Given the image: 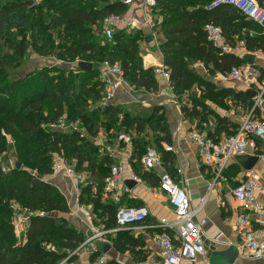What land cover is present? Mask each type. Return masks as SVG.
I'll return each instance as SVG.
<instances>
[{"label":"trees","instance_id":"obj_1","mask_svg":"<svg viewBox=\"0 0 264 264\" xmlns=\"http://www.w3.org/2000/svg\"><path fill=\"white\" fill-rule=\"evenodd\" d=\"M257 1L264 8V0ZM212 2L157 0L154 7L162 17L159 22L164 35L161 49L171 73L173 90L182 95L197 85L202 92L199 97L191 96V107L182 104L181 108L185 116L199 118L200 125L207 120L206 114L213 112L207 101L229 108L228 100H236L247 103L249 110L254 103L251 90L218 87L194 69V63L202 62L208 73L215 76L244 63L238 55L213 45L208 39L206 24L213 22L221 26L233 48L243 42L249 51L264 49L263 27L232 4L209 9ZM128 9L121 0H39L38 3L0 0V264H60L87 238L69 223L67 215L71 209L66 195L44 178L53 174V153H60L68 160L76 158L77 169L90 174L81 189L79 202L91 208L95 225L106 231L116 229L107 234L114 249L120 253L129 250L145 259L143 242L130 229H118L117 223V212L125 202L127 207L142 203L132 202L127 194L119 203H114L105 193V180L115 159L108 151L100 154L102 150L97 143L102 129L113 141L120 140L121 134L134 131L141 134L150 126L156 133L157 151L163 157L165 170L172 176L175 174V155L161 144L172 143L161 106H155L147 116L132 115L113 104L96 106L104 95V84L99 77L105 60L119 63L125 79L135 89L149 92L159 89L154 68H145L143 64L142 31L132 33L126 28H117L111 40L103 34L104 19L111 15L123 16ZM31 52L41 57H56L65 63L84 60L92 62L94 67L90 71L44 67L18 80H7L10 70L20 67ZM101 112L107 114L106 120L99 118ZM64 115L82 129L75 132L51 129L50 125ZM222 129L217 128L215 134H220ZM208 134L216 138L214 132ZM131 139L135 173L149 185H158V174L143 170L141 164L147 144L139 137L131 136ZM12 150L22 167L15 166L5 173L2 156ZM234 166L230 168L233 170ZM232 170L228 179L239 172L238 167ZM13 204H19L20 209L16 210ZM23 206L28 216L25 231L18 234L15 216L22 212ZM100 254L99 250L94 251L88 263H79L78 255L68 261L93 264ZM106 264L121 263L110 259Z\"/></svg>","mask_w":264,"mask_h":264},{"label":"built area","instance_id":"obj_2","mask_svg":"<svg viewBox=\"0 0 264 264\" xmlns=\"http://www.w3.org/2000/svg\"><path fill=\"white\" fill-rule=\"evenodd\" d=\"M131 6L133 0H121ZM38 3L39 0H36ZM232 4L236 6L247 18L255 21L264 28V8L257 0H213L209 9L220 6L221 4ZM157 0H142L144 12H153ZM123 28L128 32H133L138 25L137 19L125 18V16L111 15L103 21V34L111 40L115 31L125 21ZM149 22V20H147ZM151 27H155L153 21L149 22ZM205 29L208 39L214 46L219 47L224 52H231L234 48L230 46L225 38L221 26L211 22L207 23ZM243 43V42H241ZM156 74H161L171 84V73L167 69L164 59L162 63L154 69ZM251 74V72H250ZM246 69L235 66L230 71L221 73L223 79H234L238 82L251 84ZM100 80L104 84V95L96 106H107L114 100L117 89L130 88L131 85L124 77L122 67L119 63H112L109 60L102 62L100 67ZM172 87V85H171ZM264 87L254 97V103L248 113L242 118L238 128L233 134L222 137H210L208 132L198 127H193L189 132L190 139L198 147L200 161L210 168L213 173V187L218 181H226L225 175L228 163L233 158H242L249 155L264 159V108L257 112L263 104ZM78 123L68 120L67 116H62L57 123L50 125L55 130L64 132H75ZM71 128L69 131L66 129ZM120 140L127 143L132 141L129 134H121ZM166 151H173L171 144H165ZM115 157V153L109 150ZM54 165L53 174H64L71 182L72 190L76 194L77 207L74 214H81L85 221L90 225L91 232L85 241L74 251L69 253V257L60 264H75L68 259L73 255H78L80 259L86 258L97 250V241H107L108 233L113 230H104L95 225L94 215L91 208L80 204L79 196L83 185L90 178V174L77 169L78 161L76 158L68 160L60 153H53ZM143 170L156 172L159 176L158 187L164 191L170 201V207L175 216L173 220H163L159 226L163 229L153 235V242L160 250V260L152 264H183L188 261L190 264H203V256L206 248L204 243L205 226L208 219L200 217L199 212L206 198L198 208H192L190 196L185 188L163 168V157L157 149L149 147L141 158ZM16 165V164H15ZM4 167V166H3ZM6 171V168H3ZM180 171V170H179ZM131 177L137 183H145L133 170ZM237 185L232 187L229 194L236 200L237 228L236 232L241 236L237 244L239 255L249 257L254 260L264 256V202L258 197V193L264 194V185L257 178L255 169L251 168L244 175H238ZM95 189V188H94ZM213 189V188H211ZM104 191L114 203H119L124 194L131 192L125 183L124 166L114 164L111 167L109 176L105 180ZM222 206L227 205L226 198L221 199ZM16 210L20 209L19 204H13ZM149 216V208L145 205L138 207L121 206L117 212L118 229L131 227L144 228ZM27 218L22 216V212L16 214V231L21 234L25 231ZM112 259L109 253H101L93 264H106Z\"/></svg>","mask_w":264,"mask_h":264},{"label":"crops","instance_id":"obj_3","mask_svg":"<svg viewBox=\"0 0 264 264\" xmlns=\"http://www.w3.org/2000/svg\"><path fill=\"white\" fill-rule=\"evenodd\" d=\"M124 16L125 18L137 19L138 25L134 27L133 31L140 30L143 33V40L140 44L144 51L142 55L144 67H153L155 69L164 59L161 49L164 35L159 28V22L162 19L161 15L155 10L153 12H144L142 0H133V3L129 6ZM147 20H149V22L153 21L156 24L155 27H151ZM125 22L126 20L121 22L119 29L123 28ZM151 36L152 38L150 39ZM231 53L238 55L239 58L244 60L242 66H247L251 72V75L248 76L251 81L250 85L238 82L234 79L225 80L221 77V73L212 76L208 73V69L202 62L194 63L193 67L194 69L197 68L199 74L207 80L214 82L218 87H229L235 89V91L251 90L253 92V101L255 95L264 87V49L249 51L246 49L244 43H239ZM157 78L159 80L158 91L149 92L142 89L130 91L127 88H119L116 91L113 102L117 101L118 104H122L124 107L125 105L130 106V109L128 108L127 111L136 116L149 115L155 106H161L164 109L172 143L161 142V144L162 147H164L165 144H171L174 147V150L170 151L175 155V161L173 163L175 168L174 177L189 194L192 208H198L202 204L203 199L206 198L199 212L200 217H206L208 219L204 229L206 252L203 256V264H264V256L261 259L254 260L246 256L238 255L234 262L228 263L226 260L227 256L220 255V252L232 247L237 249V244L241 240V236L236 232L237 215L235 209L237 202L232 195L229 194V191L232 187L237 185L238 175H244L246 171L250 170L248 169L249 167L255 169L257 178L264 185V159H258L255 164H252L249 161V157L252 155L242 158H233L228 163L225 175L227 176L231 173L232 169L230 167L233 165L235 166L232 171L237 167L239 169L237 175L230 179H228L227 176L226 181H218L211 187L213 183V173L210 168L200 161L198 147L189 137V132L193 127H202L200 129L203 131H212L214 134L217 128H223L220 134H215L216 137L223 138L226 135L233 134L238 128L242 118L249 112V105L245 102L228 100L229 108H222L211 101H207L209 109L214 112V115H209L208 119L213 117L216 118V124L211 128L207 127L208 129H205L207 120L200 125L199 118L187 117L183 114L181 109L182 104H187L189 107L192 106L189 91H194L196 93L195 95L199 97L202 94L200 88L195 85L182 95H176L169 80L165 79L161 74H157ZM262 108H264V95L263 104L257 111L259 114ZM221 119L222 124H220ZM129 135L133 138L139 137L142 143L148 145L149 137L145 135L144 132L137 134L134 131ZM151 142H153V139ZM133 151V141L127 143L123 140L115 139V148L113 149L115 153V164H122L124 166L125 183L127 180L132 179L131 170L134 171L132 166ZM65 180L66 181L60 180L53 183L57 185L66 195L67 199H69V195H72L74 191L70 186V180L68 178ZM257 195L264 202V194L258 193ZM127 198L132 200V202H140L142 205L149 208V216L145 223V227H131L130 229L131 234L143 242L145 259L141 260L129 250L120 253L116 251L114 247L108 253L111 255L112 259L117 260L121 264H152L155 261H159L160 250L153 242V235L163 230L159 226L163 220L175 219L167 194L162 191L158 185L151 186L145 182L143 184L137 183L132 187L131 192L127 194ZM223 198L227 200L226 206L220 204ZM126 203L127 202H125L123 206L127 207ZM69 204L71 211L69 213L70 218L67 216L68 220L71 219L72 224L88 236V232L91 228L90 225L81 214H74L77 207L76 198L73 199V204H71V202H69ZM89 258H79L78 261L79 263H88ZM183 264H190V262L185 261Z\"/></svg>","mask_w":264,"mask_h":264},{"label":"rangeland","instance_id":"obj_4","mask_svg":"<svg viewBox=\"0 0 264 264\" xmlns=\"http://www.w3.org/2000/svg\"><path fill=\"white\" fill-rule=\"evenodd\" d=\"M1 37H2V35H0V38ZM142 53H144L143 50H142ZM75 64H76V62H74V63H65L63 61H60L56 57H52V56L51 57H41V56H38L36 53L31 52L29 57L21 64L20 67H16V68H14V70H10L9 77H8L7 80H10V81L11 80H18L20 78L25 77L27 74H29V73H31L33 71L40 70V69H42L44 67L51 68L52 66H58V67H61V68L63 67V68H67V69H72L71 67L72 66L74 67ZM241 67H244V69H246L247 74L249 76L251 75L247 66H241ZM195 70L197 71V68H195ZM51 72L55 73V74L59 73L58 71H51ZM127 89L130 90V91H132V90L135 91L136 90L134 86H131L130 88H127ZM175 94L177 95L176 92H175ZM195 94L196 93L194 91H189V95L190 96H195ZM186 99H184V100H186ZM113 101H112L111 104L120 106L124 112L130 113L129 111H127L128 108L130 109V106L125 105V107H124V105L118 104L117 101H115V102H113ZM91 108L92 107L89 108V111H92ZM211 114L214 115V112H210V114H206V116H207V124H206L205 129H208L207 127L211 128V127H213L216 124V118L213 117V118L208 119V116L211 115ZM122 116H123V114H121V118H122ZM99 118H101L103 120H106L107 119V114L104 113V112H101L100 115H99ZM77 127H78V129H82L80 125H78ZM50 128L53 129V130L55 129V127H50ZM70 129L71 128H68L66 130L69 131ZM103 131L104 130L102 129L101 130V135H99V139L97 140V143L100 145L101 150H102V151H100V154L103 151L104 152H107V151L109 152V150L113 151V149L115 148V138L112 141L111 137L108 134H105ZM143 132L145 133V135H147L149 137L148 145H146L147 148L152 147V148L158 149L157 144L155 142V136H156L155 134L156 133L152 130V128L150 126H146L144 128ZM152 139H153V142H151ZM2 161H3V166L6 168V171H4L5 173H7L10 170H12L15 167V164H16V157H15V154H14V150H12L8 155H3L2 156ZM53 165H54V158L52 160V167H53ZM44 178H45V180H47V181H49L51 183L56 182V181H60V180L61 181H66L65 180L66 178H65L64 174H57V175L56 174L55 175L54 174H50V175L45 176ZM75 198H76V194L74 192V193H72V195H69L68 201L71 202V204H73V199H75ZM105 198H107V197H105ZM56 215H58V214L56 213ZM22 216L24 218H27V216H28V211H27L25 206H23V209H22ZM67 216H69V214ZM69 218H70V216H69ZM69 223L72 224V220L71 219L69 220ZM90 232H91V229H90V231L88 233H90ZM85 236H86V234H85Z\"/></svg>","mask_w":264,"mask_h":264},{"label":"water","instance_id":"obj_5","mask_svg":"<svg viewBox=\"0 0 264 264\" xmlns=\"http://www.w3.org/2000/svg\"><path fill=\"white\" fill-rule=\"evenodd\" d=\"M151 38L152 36L150 37V39ZM93 67H94V64L92 62L80 60V61H77L75 66L74 67L72 66L71 68H74V69L79 68L82 70L90 71L93 69ZM258 159L259 158L257 156L249 157V161L252 164H255L258 161ZM15 166L16 168L20 169L22 167V164L20 161L17 160ZM251 168L252 167H249L248 169H251ZM126 184L130 189H132V187H134L137 184V182L133 179H129L127 180ZM96 247H97V250H99L101 253H108L113 249V244L107 241H97ZM220 255L225 256V257L227 256L226 260L228 261V263H232L235 261L239 253H238V249H235L234 247H232L228 250L220 252Z\"/></svg>","mask_w":264,"mask_h":264}]
</instances>
